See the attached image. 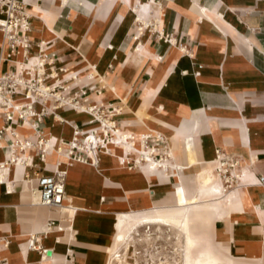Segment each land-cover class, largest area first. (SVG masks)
<instances>
[{"label": "crops", "instance_id": "0c3cea01", "mask_svg": "<svg viewBox=\"0 0 264 264\" xmlns=\"http://www.w3.org/2000/svg\"><path fill=\"white\" fill-rule=\"evenodd\" d=\"M23 2L30 54L37 56L43 41L50 62L44 84L71 92L85 85L90 104L118 110L112 119L121 134L137 143L150 133L154 158L165 166L130 167L120 146L100 153L97 165L64 159L54 147L70 140L72 123L87 128L89 116L62 107L55 114L66 123L42 117L40 132L51 148L45 164L27 150L34 167L0 169V264H105L129 221L158 213L185 227L187 264H201L205 255L206 264H264V188L254 185L264 174V0ZM143 23L152 26L140 32ZM24 60L19 52L1 70ZM15 130L35 139L27 123ZM10 141L9 135L0 141V162L9 158ZM217 149L238 159L223 190L232 192L226 205L209 190L200 192L209 185L203 176ZM55 165L65 173L64 203L74 214L36 205L34 183L24 178ZM179 191L196 202L176 214ZM48 218L70 221L61 225L72 230L46 231ZM37 233L51 252L46 257L27 247Z\"/></svg>", "mask_w": 264, "mask_h": 264}, {"label": "built area", "instance_id": "2783aa9c", "mask_svg": "<svg viewBox=\"0 0 264 264\" xmlns=\"http://www.w3.org/2000/svg\"><path fill=\"white\" fill-rule=\"evenodd\" d=\"M152 24H141L139 31ZM30 16L26 12L23 0H0V141L5 140L6 135L11 138L8 144L11 158L0 162V169H8L11 164H17L20 159L23 169L34 167L32 157L25 155L27 150H33L38 160L45 164L48 151L45 147L46 139L40 132L39 124L44 116L52 117L60 122L55 111L58 108L69 107L77 113H85L89 118L84 122L88 127L72 123V134L70 140L59 139L56 149L58 156L72 159L80 163L97 165L99 154H109L107 148L112 140V127H117L112 117L118 112L115 107H105L103 104H90L86 96V86L82 85L78 91L71 92L69 86L58 84L45 85V73L43 67L50 62L45 54V43H38V54L33 57L30 54L31 40L27 35L30 30ZM139 32V33H140ZM22 53L24 62L22 65L30 64L32 74L24 73L25 67L16 66L14 70H1L3 62H9L14 55ZM33 58L34 62L30 63ZM53 73H51L52 75ZM99 93V92H98ZM22 96L24 102L16 103L15 98ZM16 103V104H15ZM40 108L36 111L35 106ZM83 109V110H82ZM29 124L35 139L23 137L15 130V126ZM118 128V127H117ZM150 134L144 139L146 148H151L150 155L154 158L156 148L149 146ZM156 141L161 140L160 135L155 136ZM0 148L1 145H0ZM215 171L226 189L234 178L232 169L238 165V159L216 150ZM120 160V159H119ZM127 165L137 164L132 159L123 158ZM121 160V161H122ZM161 160V159H160ZM159 161V160H157ZM24 178L34 183L37 195L36 205L56 210L64 207L65 203V173L58 170L56 165L52 172L44 173L39 168L31 175L24 174ZM254 185L264 188V174L254 177ZM70 221H62L59 218H48L46 226L53 231H71V226L61 225ZM46 235V231L39 233ZM135 239L131 240L126 249H123L118 257L121 264L131 262L137 264H178L180 262V248L173 229L168 225H161V230L153 224L141 226L140 232H135ZM40 237L37 234L30 235L28 248L40 250L42 256H47L46 248L38 244Z\"/></svg>", "mask_w": 264, "mask_h": 264}, {"label": "bare ground", "instance_id": "6f19581e", "mask_svg": "<svg viewBox=\"0 0 264 264\" xmlns=\"http://www.w3.org/2000/svg\"><path fill=\"white\" fill-rule=\"evenodd\" d=\"M32 62H34V59L31 60V63ZM20 65H22V64L19 63L18 67ZM26 65H28L29 68H28V70L24 69V73L27 76H30L32 74L31 66H30V64H26ZM22 66H25V65H22ZM111 131H112V138H111L112 141L109 144L106 145L108 149L110 147H112V146L115 147V148L119 147V146L123 147V148L126 149L127 154L129 156H131V157L127 156V157H124V158L132 159L135 162H137V164H139L140 166H147V167H151V168H154V169H157V167L160 166L158 169L163 171V169L161 167L165 166V162L163 160L162 161H157L155 158H153L150 155V153L152 152V149L150 147L149 148L145 147L143 138L147 134H144V135L140 136L138 142L136 143L134 141V137L132 135L121 134L117 127H112ZM148 134H150V133H148ZM58 145H59V143L54 147L55 151H56ZM45 147H46L47 151L50 148V146L48 145V141L47 140H46V143H45ZM9 157L11 158L10 154H9ZM60 157H63V156H60ZM63 158L65 159V157H63ZM123 162L126 164L125 160H123ZM208 164H209V168L206 171V173L204 174L203 178H205L206 182H208L209 185H208V187H200V192H204L206 190H209L211 193H213L217 197L216 199H219L220 204L226 205L225 201L227 199L224 201V203H222L223 199L229 197L232 192H226V191L223 192L224 186H223L221 180L219 179V177L217 176V174L214 172V167L216 165L215 161L214 160L210 161V162H208ZM11 165H23V164L21 163V160L19 159L17 161V164H11ZM1 177L2 176L0 175V183H2ZM7 187H8V189H10V186H8V184H7ZM32 193L36 194L34 188L32 190ZM178 201H179V205L180 206L176 207V209H175L176 210L175 211L176 214H178L177 212H179V209L183 208L185 204L196 202V200H194L193 202H190V201L186 202V200L183 198V196H182L180 191L178 192ZM63 209L68 210L69 214H74V212H75V208H73L71 206H66V205H64V207H62L61 209H56L55 211H58L61 214ZM125 216L126 217L129 216V214H127ZM161 217H162V214L158 213V214H155V215H145V216H141V217H136L133 220H131L129 222V224L127 225V227L124 228L123 230H121L120 235L116 238L114 244L110 248H108L105 264H121L120 262H118V261H120V259L118 257L119 253L123 249L127 248L129 243L131 242V240L135 239L134 233L135 232H140L141 226H144L146 224H153L154 226L159 228V230H161V225L162 224L163 225H168V226H170L171 229H173L174 234L177 237V244H178V246L180 248V262L178 264H185V251H186V248H185V236H184L185 227L183 226V224L174 225L171 222H169L168 220L162 219ZM117 219H116V223H117ZM45 228H46V231H48V228H47L46 224H45ZM27 247H28V240H27ZM187 255H188V253H187ZM187 257L188 256H186V264H187ZM206 261H207V256L205 255V256L202 257L200 263L201 264H206ZM123 264H137V263L127 262V263H123Z\"/></svg>", "mask_w": 264, "mask_h": 264}, {"label": "rangeland", "instance_id": "374dc122", "mask_svg": "<svg viewBox=\"0 0 264 264\" xmlns=\"http://www.w3.org/2000/svg\"><path fill=\"white\" fill-rule=\"evenodd\" d=\"M49 210H52V209H49ZM54 211V210H53ZM117 218H118V216H117ZM169 221V220H168ZM130 222V221H129ZM169 222H171V221H169ZM172 223V222H171ZM172 224H174V223H172ZM175 225V224H174ZM187 256V254L185 253V257Z\"/></svg>", "mask_w": 264, "mask_h": 264}, {"label": "water", "instance_id": "95a60500", "mask_svg": "<svg viewBox=\"0 0 264 264\" xmlns=\"http://www.w3.org/2000/svg\"><path fill=\"white\" fill-rule=\"evenodd\" d=\"M50 253H51L50 250H48V251H47V255H50Z\"/></svg>", "mask_w": 264, "mask_h": 264}]
</instances>
